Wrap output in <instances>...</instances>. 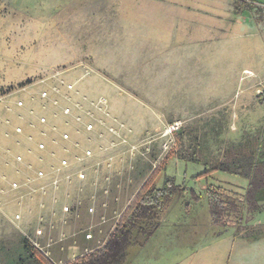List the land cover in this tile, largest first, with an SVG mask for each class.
<instances>
[{
    "label": "rangeland",
    "instance_id": "1",
    "mask_svg": "<svg viewBox=\"0 0 264 264\" xmlns=\"http://www.w3.org/2000/svg\"><path fill=\"white\" fill-rule=\"evenodd\" d=\"M117 15L111 0H0V82L11 81L0 85V264L22 254L23 235L54 264L98 246L156 167L153 186L180 192L128 264H168L214 232L264 233V188L238 223L213 224L207 188L243 195L248 180L181 158L196 142L198 158H218L247 137L264 150V9H252V32L222 30L182 54Z\"/></svg>",
    "mask_w": 264,
    "mask_h": 264
},
{
    "label": "trees",
    "instance_id": "2",
    "mask_svg": "<svg viewBox=\"0 0 264 264\" xmlns=\"http://www.w3.org/2000/svg\"><path fill=\"white\" fill-rule=\"evenodd\" d=\"M254 8L244 0H235L234 14ZM27 79L20 83H29ZM258 138L247 137L236 143H229L219 153L218 158L200 159V143L196 142L186 149L181 158L203 162L204 172L221 170L245 177L248 180L245 193H229L221 185L207 188L208 204L213 224L229 226L238 223L242 203L251 209L259 207L257 193L264 188V150L258 148ZM159 167L153 169L142 186L119 215L116 223L105 239L86 253L66 261L63 264H128V249L132 245L145 243L159 228L163 214L174 194L180 188L170 180L157 188L153 186V175ZM234 222V223H231ZM21 253L8 257L4 264H54L25 235L21 237Z\"/></svg>",
    "mask_w": 264,
    "mask_h": 264
},
{
    "label": "crops",
    "instance_id": "3",
    "mask_svg": "<svg viewBox=\"0 0 264 264\" xmlns=\"http://www.w3.org/2000/svg\"><path fill=\"white\" fill-rule=\"evenodd\" d=\"M234 1L111 0V4L116 7L117 17L122 21L125 17L132 21L135 34L161 43L166 53L182 54L194 49L198 41L219 36L222 30L227 36L252 32L253 8L234 14ZM244 1L254 8L264 9V0ZM28 77L25 75L17 81ZM104 78L117 83L110 76ZM5 84H11L10 79L0 82L1 86ZM168 264H264V233L249 236L245 230L214 232L184 256Z\"/></svg>",
    "mask_w": 264,
    "mask_h": 264
},
{
    "label": "built area",
    "instance_id": "4",
    "mask_svg": "<svg viewBox=\"0 0 264 264\" xmlns=\"http://www.w3.org/2000/svg\"><path fill=\"white\" fill-rule=\"evenodd\" d=\"M66 87L68 88V89H71L72 88V85L71 84H67L66 85ZM41 97H43V98H45V97H47V91L46 90H43V91H41ZM104 101H105V99L104 98H100L98 101H97V105H99V104H103L104 103ZM16 105L17 106H22L23 105V101L22 100H18V101H16ZM70 112H71V107L70 106H65L64 108H63V113L64 114H70ZM39 122L40 123H46V117H44V116H41V117H39ZM86 128L87 129H91L92 128V124L91 123H88V124H86ZM179 129V123L178 122H173V123H171V124H168L166 127H165V129H164V132H163V135H165V136H167L169 139H171V137H172V135H173V133L175 132V131H177ZM15 131L16 132H22V127L21 126H16L15 127ZM68 133L67 132H64V133H62V137L65 139V138H68ZM168 141L169 140H166L165 141V143H164V147L165 148H168L169 147V144H168ZM38 147L39 148H43L44 147V142H39L38 143ZM86 154H90V150H86ZM16 159L17 160H21L22 159V156L21 155H16ZM68 165V160L66 159V158H62L61 160H60V166H67ZM37 174L39 175V176H43L44 175V172L42 171V170H38L37 171ZM78 177L79 178H83L84 177V173L82 172V171H80L79 173H78ZM57 181L55 180L54 181V183H56ZM13 186H17V183H13Z\"/></svg>",
    "mask_w": 264,
    "mask_h": 264
},
{
    "label": "bare ground",
    "instance_id": "5",
    "mask_svg": "<svg viewBox=\"0 0 264 264\" xmlns=\"http://www.w3.org/2000/svg\"><path fill=\"white\" fill-rule=\"evenodd\" d=\"M248 73V72H247Z\"/></svg>",
    "mask_w": 264,
    "mask_h": 264
}]
</instances>
